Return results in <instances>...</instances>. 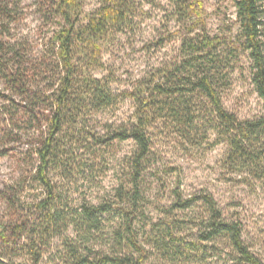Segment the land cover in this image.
<instances>
[{"label":"trees","instance_id":"obj_1","mask_svg":"<svg viewBox=\"0 0 264 264\" xmlns=\"http://www.w3.org/2000/svg\"><path fill=\"white\" fill-rule=\"evenodd\" d=\"M168 1L172 11L167 20L179 27L181 60L120 93L113 89L117 80L104 63V52L119 34L133 28L136 18L148 14L139 0H100L88 17L87 0H39L43 18L56 24L50 41L54 63L44 79L49 83L41 89L34 65L22 49L6 41L7 22L17 21V13L0 4V70L11 91L3 98L12 103L6 113L12 127L5 140L21 143L25 131L37 144L39 166L32 180L44 190L28 211L16 189L3 193L24 217L0 224V252L7 253H0V264H7L1 258L7 255L41 264L56 240L62 245V264H146L151 250L141 243L138 229L142 177L150 163L152 131L159 124L186 146H198L214 133L217 143L227 146L224 164L231 176L255 192L264 191V113L241 119L228 112L222 100L241 68L242 55H248L252 83L264 103V0H234L239 29L235 36L210 33L203 0ZM126 101L134 107L127 124L107 137L86 131L87 118ZM115 142H132L135 150L125 162L114 198L74 207L50 172L74 178L87 167L82 151L96 156L103 145ZM4 149L0 156L8 151ZM172 195L166 217L152 225L148 239L164 257L206 262L226 252L233 264H264L246 244L242 222L226 216L213 194L184 197L175 189ZM196 208L198 212L190 214ZM186 230H195L197 238L187 239Z\"/></svg>","mask_w":264,"mask_h":264},{"label":"rangeland","instance_id":"obj_2","mask_svg":"<svg viewBox=\"0 0 264 264\" xmlns=\"http://www.w3.org/2000/svg\"><path fill=\"white\" fill-rule=\"evenodd\" d=\"M148 12L135 19L132 29L119 34L104 52V63L113 72L116 84L115 92L129 90L137 81L164 66L173 65L181 60V37L179 27L174 21H168V12L172 6L168 0H139ZM208 13V28L212 35L231 32L237 35L236 9L234 0H203ZM17 13V21L7 22L6 41L22 49L37 71V86L43 88L49 81L53 37L56 24L47 22L39 12V0H0ZM100 0H87L85 17L98 9ZM264 41V19H263ZM241 68L232 75V82L222 93L225 109L241 119H255L264 113V103L255 92L251 78V64L248 55H242ZM101 72L98 76L106 75ZM11 95L3 72L0 70V152L6 148V154L0 156V224L12 223L24 214L17 213L4 198L8 189H16L17 195L26 211L37 203L44 194L43 188L34 183L32 176L39 166L37 144L28 140L26 132L21 143L5 140V133L11 129L7 112L11 102L3 98ZM134 113L129 101L117 107L94 114L85 121L86 131H93L107 137L111 131L127 124ZM20 117L22 113H20ZM152 153L142 177L143 198L141 200V218L138 223L141 243L151 250L146 264H233L226 252L212 256L206 262L189 259H168L153 248L148 239L152 225L163 220L165 213L174 202L172 191L179 189L184 197L200 193H211L228 217L240 220L243 225V238L250 250L264 263V191L256 192L239 183L228 172L224 164L227 146L218 144L216 135L210 134L208 140L198 146H186L165 125L159 124L152 131ZM135 150L132 142H115L103 145L96 156L82 151L87 162L84 173L65 178L60 171H51V178L63 189L74 207L87 203L96 205L112 200L116 190L124 179L125 162ZM198 212V208L191 213ZM179 216H185L178 213ZM72 235V233H70ZM187 239L197 238L195 230H186ZM62 245L56 240L44 254L41 264H62L59 251ZM0 253L7 254L5 251ZM7 264H32L26 256H1Z\"/></svg>","mask_w":264,"mask_h":264}]
</instances>
